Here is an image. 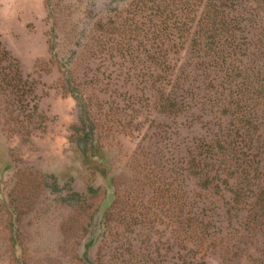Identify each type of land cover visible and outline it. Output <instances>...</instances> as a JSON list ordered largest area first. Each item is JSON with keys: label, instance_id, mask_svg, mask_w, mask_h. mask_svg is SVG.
Segmentation results:
<instances>
[{"label": "rangeland", "instance_id": "rangeland-1", "mask_svg": "<svg viewBox=\"0 0 264 264\" xmlns=\"http://www.w3.org/2000/svg\"><path fill=\"white\" fill-rule=\"evenodd\" d=\"M263 46L264 0H0V264H264Z\"/></svg>", "mask_w": 264, "mask_h": 264}, {"label": "trees", "instance_id": "trees-1", "mask_svg": "<svg viewBox=\"0 0 264 264\" xmlns=\"http://www.w3.org/2000/svg\"><path fill=\"white\" fill-rule=\"evenodd\" d=\"M220 9L221 10L218 9L215 11L214 8H212V9L207 11V14L205 15L204 18L206 19L207 22L212 23V25H211L212 31L206 37V38H208V41H205V42L201 41V43L203 45L202 44H195L194 42H193V44H191V46H193V48H195L197 46V48L194 50H197L198 48L203 46V50H205V51L211 50L212 51L211 43L213 41V38H216L219 36L218 30L222 29V26L229 24V22L225 20L227 13H225L226 11H225L222 3L220 4ZM216 18L218 19V22L216 23L217 26L214 27V23H215L214 20ZM219 24H220V26H219ZM184 31H187V29H184ZM156 47H158V46H156ZM172 48L174 49V52L177 51V47L175 44H171L170 50ZM160 49H161V51H163L162 48H160ZM261 52L264 54V46L262 47ZM166 56H167V53L165 51H163L162 55H160V54L157 55V52L156 53L153 52V55H151L150 57L148 55L146 56V60L150 64V65H146L147 68L152 67L153 69L148 70L147 73H141V78H140L141 82L140 83L143 84L144 82H151L154 79V81H157L158 84H162V85L168 84L166 82V78H167V76H169V71H167V73L162 74L165 71L164 69L167 68L166 64L169 60ZM168 68H167V70H169ZM252 76L254 78V84H257L258 87H264V72H262L260 70H257L254 72L252 71ZM246 78H248V77H245V78L242 77V79H246ZM252 83H253L252 81L249 82L247 80L248 85L252 86ZM248 85L246 87H249ZM255 93H256V95H255L256 98L257 97L259 98L262 96V95H260V92L256 91ZM134 98H136V96H134V95H131L128 97V99H134ZM168 99H169V97H166L167 101H168ZM159 108L162 111L161 113L174 112V110L177 109L176 104L171 102V101L167 106L160 104ZM139 109H140V107H139ZM255 127H257V125L253 126V128H255ZM95 141L97 143V140H95ZM75 143L77 144V146L81 150L82 158H83V164L86 166L87 170H90L93 173L94 179L97 176H103L106 180H108V178L111 179V172L112 171H110L111 166H109V160L107 158L106 148L101 146V145H95L94 139L93 138L89 139L87 137V134H84V136L78 135L76 140H75ZM212 147H215V150L219 153H221L222 150H224L223 146L213 144ZM243 161L244 160H242V162L239 163V166H241V165L243 166V168L241 169V174H245ZM195 165H197V164H195ZM257 178H259V177H257ZM241 180L242 181L246 180V177H242ZM107 184L110 185L111 183L109 181H107ZM88 188H89L90 192L96 191V189L92 185H89ZM73 194L76 196L80 195L77 192H73ZM106 222H107V219H106ZM201 222H202L201 220L198 221V219H195V221H192V223H190V226L193 229L194 227H192V224H196L198 226V225H200ZM105 226H106V224H105ZM197 226H195V227H197ZM92 238L89 239L87 242L88 247H91L95 242V240ZM85 244L86 243H84V245ZM91 262L96 263V264H101V258L98 257L95 262H93V261H91Z\"/></svg>", "mask_w": 264, "mask_h": 264}]
</instances>
